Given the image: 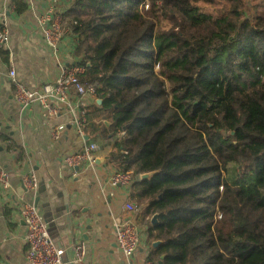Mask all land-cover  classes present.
I'll return each instance as SVG.
<instances>
[{
    "label": "trees",
    "instance_id": "trees-1",
    "mask_svg": "<svg viewBox=\"0 0 264 264\" xmlns=\"http://www.w3.org/2000/svg\"><path fill=\"white\" fill-rule=\"evenodd\" d=\"M69 18L108 161L158 214L147 259L264 264V0H73Z\"/></svg>",
    "mask_w": 264,
    "mask_h": 264
},
{
    "label": "crops",
    "instance_id": "crops-1",
    "mask_svg": "<svg viewBox=\"0 0 264 264\" xmlns=\"http://www.w3.org/2000/svg\"><path fill=\"white\" fill-rule=\"evenodd\" d=\"M27 2L28 10L17 14L10 0H0V19L10 32L4 48L8 54L0 52V164L9 171L12 184L6 192L0 186V264H29L25 257L27 228L19 212L23 199L34 202L48 221L51 236L65 249L64 261L75 259L74 245L83 240L87 253L79 264H152L147 259L153 246L148 239L151 218L144 216L132 200V185L115 187L111 183L118 169L108 161L109 154L115 151L114 140L101 139L97 130L98 125L107 121L99 107L102 103L90 95L73 94L67 105L59 107L55 115H48L39 103L22 107L14 98L11 66L15 67L18 79L34 89L54 82L63 66L77 62L72 32L65 35L58 57L45 43L35 14L49 8L50 0ZM56 4L55 10L70 27L73 1L59 0ZM82 113L86 116L84 136L75 124ZM59 125L65 128L55 140L52 132ZM13 142L18 148H10ZM89 142L101 146L95 164L69 167L65 155ZM32 174L38 178L37 191L26 190L20 195L18 189L22 185L25 188L24 181ZM125 203L134 204L136 211H128ZM66 205L69 212L64 209ZM122 219L133 220L142 234L137 252L129 259L118 249L113 227L114 221Z\"/></svg>",
    "mask_w": 264,
    "mask_h": 264
},
{
    "label": "built area",
    "instance_id": "built-area-1",
    "mask_svg": "<svg viewBox=\"0 0 264 264\" xmlns=\"http://www.w3.org/2000/svg\"><path fill=\"white\" fill-rule=\"evenodd\" d=\"M58 1L50 0L51 5L49 8L39 14H35L45 43L56 57L59 55L65 35L69 31L73 33L72 27L66 25L63 15L55 10ZM0 24L3 25L0 28V46L6 48L10 32L6 23L1 21V19ZM74 43H76L75 40ZM84 71L85 66L79 64L69 67L63 66L54 82L43 84L34 89L28 88L18 79L14 66H11L9 76L14 89V98L19 105L27 107L34 103H39L46 114L55 115L59 107L69 103L73 94L96 97V86L94 84H85L79 78ZM85 122L86 116L84 113L75 119V124L81 136H84ZM64 128L65 125H59L52 132V137L58 140ZM100 148L101 146L97 142L84 143L80 150L66 154L64 161L71 168L80 167L84 164L93 165L95 164L96 153ZM111 183L115 187L125 186L130 188L133 183L132 173L116 171L111 177ZM38 185V178L34 174L24 181V186L28 191L36 192ZM0 186L5 192L12 186L10 173L2 164H0ZM125 208L128 211H136V206L132 203H125ZM19 212L27 228L25 257L28 263L64 264L63 255L65 249L58 246L51 236L49 223L39 213L36 204L23 199ZM113 227L118 249L124 257L128 259L133 257L141 244L142 234L140 228L131 219L114 221ZM74 252L75 259L72 261L75 263L83 262L87 253L85 241H78L74 245Z\"/></svg>",
    "mask_w": 264,
    "mask_h": 264
},
{
    "label": "water",
    "instance_id": "water-1",
    "mask_svg": "<svg viewBox=\"0 0 264 264\" xmlns=\"http://www.w3.org/2000/svg\"><path fill=\"white\" fill-rule=\"evenodd\" d=\"M99 103H102V99H98ZM106 124L109 125L110 122L106 121ZM102 159H97V162H100ZM156 172H146V173H142L140 175L141 179H149L151 178ZM26 191V189L23 187V185L18 189V193L21 195ZM65 210H67V212H69L70 208L69 205H66V207L64 208ZM158 222V214H155L152 218H151V223L153 225H155ZM161 243V240H157L153 243V246L156 247ZM163 258V256H162ZM64 264H79V263H75L74 261H64ZM158 264H163L162 259L159 261Z\"/></svg>",
    "mask_w": 264,
    "mask_h": 264
},
{
    "label": "rangeland",
    "instance_id": "rangeland-1",
    "mask_svg": "<svg viewBox=\"0 0 264 264\" xmlns=\"http://www.w3.org/2000/svg\"><path fill=\"white\" fill-rule=\"evenodd\" d=\"M101 142H102V141H99V143H101ZM99 143H98V144H99ZM132 178H133V180H134V178H136L135 175L132 174ZM139 207H141V206H139Z\"/></svg>",
    "mask_w": 264,
    "mask_h": 264
}]
</instances>
